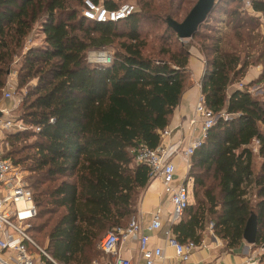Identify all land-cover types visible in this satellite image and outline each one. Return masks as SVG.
<instances>
[{"label":"trees","instance_id":"16d2710c","mask_svg":"<svg viewBox=\"0 0 264 264\" xmlns=\"http://www.w3.org/2000/svg\"><path fill=\"white\" fill-rule=\"evenodd\" d=\"M195 1L137 0L138 11L125 19L96 23L80 15L83 0H0V97L13 57L20 55L16 86L25 94L17 120L26 127L4 134L1 158L26 164L36 211L27 233L34 243L43 234L39 247L56 263L104 259L96 250L99 238L135 214L150 178L134 153L161 143L189 79V53L166 19L181 22ZM241 3L215 1L189 39L199 42L200 95L215 121L189 158L192 203L170 228L179 244L199 246L210 234L224 249H236L250 216L256 221L250 249L264 241V91L253 97L241 83L246 70L258 66L249 84H264V38L253 34L256 17ZM101 4L108 10L122 5ZM250 10L264 19V0H251ZM214 11L226 16L232 32L235 44L227 41L226 50L220 37L207 45L201 40ZM147 28L159 31V47L144 54ZM33 30L40 31L41 44L22 53ZM98 50L108 52L111 62L88 64L87 53ZM255 158L260 162L253 174ZM47 214L55 215L50 226L41 221Z\"/></svg>","mask_w":264,"mask_h":264},{"label":"built area","instance_id":"2783aa9c","mask_svg":"<svg viewBox=\"0 0 264 264\" xmlns=\"http://www.w3.org/2000/svg\"><path fill=\"white\" fill-rule=\"evenodd\" d=\"M251 0H242L244 10H250ZM135 12L133 6L122 4L117 9L108 10L101 3L83 0L80 15L96 23L117 22L125 19ZM24 48L23 50H26ZM17 60L13 61V64ZM88 64H108L111 55L104 51H90L86 55ZM8 78L15 79L16 71L10 68ZM4 82L1 88L0 101L13 100L10 84ZM240 89V87H238ZM19 102V101H18ZM16 108V107H15ZM15 108L0 106V131L15 133L23 131L26 127L10 115ZM194 113L199 124L198 134L191 138L179 151L185 165L186 172L189 168V158L192 156L205 138L207 130L214 124L215 117L203 104L201 95L197 97ZM49 122H52L51 120ZM193 123V122H192ZM37 131V129H35ZM169 132L165 129L160 133L161 143L154 149L141 147L134 153V162L144 165L148 170L150 182L157 181L160 193L166 197L170 204L167 214L166 226L162 225V215L157 208L150 214L146 224H142V215L132 216L125 226H117L105 232L96 243V250L104 259L92 261L90 264H169L162 249L148 247V233L162 231V236L167 247L172 249V264H192L191 254L198 247L191 242L179 244L171 234V226L176 224L184 209L188 206L191 196L192 181L189 178L176 180L175 167L172 157L177 154V149L172 145H165L164 138ZM0 150V250L11 254L10 264H58L45 254L28 235L29 222L35 216V206L30 190L23 183L20 171L7 159L1 158ZM211 225L208 227L210 232ZM216 243V242H215ZM204 247V241L200 243ZM131 252L125 257L123 252ZM264 241L256 248L250 249L244 259V264H264ZM0 264H7L0 260Z\"/></svg>","mask_w":264,"mask_h":264},{"label":"crops","instance_id":"0c3cea01","mask_svg":"<svg viewBox=\"0 0 264 264\" xmlns=\"http://www.w3.org/2000/svg\"><path fill=\"white\" fill-rule=\"evenodd\" d=\"M188 53L189 58L187 67L189 70V79L187 81L186 89L182 93L180 101L174 109L169 125L166 128L169 134L163 141L165 145H172L177 149V154L171 159L176 170V180H180L186 175L185 165L179 151H181L187 142L195 137L199 131V124L197 123V117L194 113V105L197 97L200 95L199 82L204 72V63L201 55L194 48L189 49ZM259 71L260 68L258 66H250L245 74L250 77L247 79H245V77L244 82L246 83L248 80H251V78H256ZM9 79L10 78H8V83L11 87H14V80L9 82ZM6 83L7 79L5 81V84ZM0 106H6L9 108L16 107L13 100L0 101ZM4 134V132L0 131V150L3 149L2 140ZM157 208L161 212L162 225L165 227L167 214L171 207L166 197L160 193L159 183L154 181L150 182L144 190L138 205H136L135 215L141 214L142 224H146L150 218V214ZM202 241H204V247L199 245L191 254L190 261L192 264H244V259L250 251V247L245 244H241L238 248L232 250L224 249L222 242L215 240L210 234L205 235ZM148 247L162 249L165 257L168 258L166 263H175V261L172 260L173 251L166 246L162 231L148 233ZM123 255L128 257L131 255V252L125 251L123 252ZM9 257H11L9 252L0 250L1 261L10 264Z\"/></svg>","mask_w":264,"mask_h":264},{"label":"rangeland","instance_id":"374dc122","mask_svg":"<svg viewBox=\"0 0 264 264\" xmlns=\"http://www.w3.org/2000/svg\"><path fill=\"white\" fill-rule=\"evenodd\" d=\"M112 1L114 3H116L117 5H120V4L131 5V6L134 7V9L136 11H138V9H139V5L137 4V0H112ZM99 2L101 3V0H99ZM156 2H155V4H156ZM234 6H235V4L229 5L228 9H231ZM186 7L187 6L182 7V10L178 13V18L177 19H181L183 17L184 10L186 9ZM242 9H243V7H242ZM253 16L256 17V23H257L256 27L254 28L253 34L264 38V19L259 14H253ZM215 19H220V20H215ZM226 21H227V19H226L225 15L221 14L220 16H218L217 13H215V11H214L212 13V16H210L209 23H207L206 26H203V28L200 30V33H201V36H202V39H201L202 42L207 45V44H209L208 39L210 37L214 36V37H220L222 39V43L220 44V48L221 49H225L226 50L225 44H226L227 41L230 42V44H232V45L235 44V42H234V40L232 38V32L230 31L229 27L225 24ZM215 22H217V23L215 24ZM159 35H160L159 31L157 32V31H155L154 29H151V28H147V30H145L143 32V39H144V42L146 44V47H145V49L143 51L144 54L149 53L151 50H156L157 47H159V42L155 40V38H157ZM41 41H42V35L40 34V31L39 30H33V31H31L30 35L26 39V41H25V43L23 45V49L24 48L28 49L30 47L39 46L41 44ZM196 43H199V42H197V40H193V41L185 40V41H182L183 47L185 49H187L188 52H189V49H191V48H194L196 50V48H197L196 45H195ZM248 43H249V41H248ZM250 44H254V43L250 42ZM23 49H22V53H23ZM255 50L256 49L253 47V49L249 51V54L251 55L250 56L251 58L256 55V51ZM14 60H17V62L15 63V65L12 62L10 64V68H12V69L14 68V70L17 72L18 66H19L18 63L20 61V55L17 56V57H13L12 61H14ZM245 74H246V72L244 73V77L241 80V83L243 85H245L244 89L246 91H248L253 97L261 98L262 94H263V91H264V84L260 83V84L256 85V84H253V82H252V84H249V83H251V81H254L255 78L254 79L251 78V80H248L245 83L244 82V78L246 77L245 79H247V78L250 77L249 75H245ZM6 79H7V83H8V76H6ZM6 79H5V81H6ZM9 82H11V78L9 79ZM14 82H15L14 87L12 86L10 88L12 89L11 90L12 91V96L14 98L13 102H15L16 108L11 111L10 115L17 120V119H20L19 117H20V115L22 113L21 99L23 98V96L25 94V87L17 89L16 76H15ZM241 83H235L234 87H240L241 88V86H242ZM2 148H4V146H2ZM259 162H260L259 159H257V158L254 159V166L252 168L253 174L256 173V171L258 169ZM15 167L20 171L21 177H22V181L27 186L26 178L29 176V173L26 170V164H20V165L15 166ZM246 192L248 194L247 195L248 199L251 200L252 199V196H251L252 192L249 189V187L246 188ZM142 195H143V193L139 195V197L137 199V202H136L137 203L136 205H138ZM189 202L192 203V199L191 198H190ZM134 215L135 214H132V216H134ZM54 217H55V215H53V214H47L44 218H42L41 221L47 223V226H50L52 224V221H53ZM33 222L34 221L32 219L29 222V226H31V224H33ZM109 230L110 229H108L107 231H109ZM33 237H34V235H33ZM41 238L43 239V234L35 235V239L36 240L35 239L34 240H35V243H36V245L38 247L40 245L39 242L42 241ZM242 244H244V243H242Z\"/></svg>","mask_w":264,"mask_h":264},{"label":"water","instance_id":"95a60500","mask_svg":"<svg viewBox=\"0 0 264 264\" xmlns=\"http://www.w3.org/2000/svg\"><path fill=\"white\" fill-rule=\"evenodd\" d=\"M215 1L217 0H196L181 22L177 23L167 18V27L175 34L177 40L183 41L191 39L199 25L205 21ZM255 236L256 221L254 216H250L242 231V241L245 245L251 246L255 242Z\"/></svg>","mask_w":264,"mask_h":264}]
</instances>
